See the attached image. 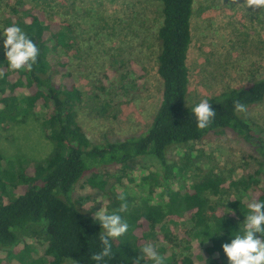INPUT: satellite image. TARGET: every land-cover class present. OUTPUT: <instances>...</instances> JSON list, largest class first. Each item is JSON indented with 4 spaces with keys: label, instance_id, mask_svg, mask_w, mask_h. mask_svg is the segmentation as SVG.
<instances>
[{
    "label": "trees",
    "instance_id": "trees-1",
    "mask_svg": "<svg viewBox=\"0 0 264 264\" xmlns=\"http://www.w3.org/2000/svg\"><path fill=\"white\" fill-rule=\"evenodd\" d=\"M33 1L34 5L7 0L2 14L3 29L12 24L20 26L37 43L40 55L32 71L10 70L4 49L0 52V70L4 71L0 78V123L22 122L40 108L39 119L53 149L31 167L24 166L20 158L7 159L0 153V162L18 163L16 168L0 169V252L9 251L22 259L31 252L25 241V236H30L43 243L41 264H97L91 257L103 247V229L95 219L101 209L84 207L82 198L73 196L75 185L88 175L89 186L104 192L106 179L101 176L107 175L106 167H125L133 158L152 155L161 165L158 177L166 187L160 197L143 198L136 205L126 200L128 209L119 214L128 223V232L110 241L112 256L101 264H132V258L142 255L147 243L165 257V264H228L222 244L230 242L242 228L247 204L253 198L264 201V136L247 112L234 110L233 101L239 100L247 109L262 103L264 77L208 98L216 116L207 128L198 129L192 108L200 101L186 103L194 0H158L162 20L157 30L156 71L162 95L151 124L140 134L93 143L77 121L76 105L82 101V92L66 70L74 43L70 25L52 20L37 6V0ZM209 133L239 137L261 158L253 174L229 181V187L241 194L227 202L221 199L225 179L216 174L206 173L183 189L173 184L187 162L179 165L172 161L169 150L183 147L181 157L188 160L193 151L186 148ZM140 177L145 182L152 174ZM119 195L111 192L103 209L108 213L118 210ZM173 220L189 223L181 232L184 240L170 224ZM158 242L179 247L185 254L178 256ZM141 264L152 261L142 259Z\"/></svg>",
    "mask_w": 264,
    "mask_h": 264
},
{
    "label": "rangeland",
    "instance_id": "rangeland-1",
    "mask_svg": "<svg viewBox=\"0 0 264 264\" xmlns=\"http://www.w3.org/2000/svg\"><path fill=\"white\" fill-rule=\"evenodd\" d=\"M32 1L25 0L34 5ZM6 3L7 0H0V32ZM36 3L52 20L70 25L74 43L67 56L66 70L72 73V80L82 92L76 113L87 137L93 143H102L105 138L116 140L146 131L162 95V83L156 71L157 30L162 20L159 1L37 0ZM238 3L194 0L192 39L187 54L188 105L264 77V9L253 13L243 0ZM3 40L0 34V52ZM38 112L40 108L22 122L0 123V153L4 158H20L24 166L31 167L51 153L53 143ZM246 112L264 136V101L250 106ZM188 148L193 151L188 160L181 157L183 147L169 150L172 161L179 165L187 162L176 175L175 188L188 187L206 173L216 174L225 179L222 185L225 194L221 198L224 202L241 194L229 187V181L253 174L261 162L253 146L227 134L209 133ZM17 164L1 161L0 169L16 168ZM106 168L107 175L101 176L106 179L104 192L89 186L88 175L75 185L73 196L82 198L84 207L101 209L111 192L123 193L132 206L143 198L159 196L166 187L158 177L161 165L152 155L133 158L125 167ZM147 173L152 178L141 181L140 176ZM120 204L121 201L118 207ZM170 224L175 226L178 238L184 240L181 232L189 223L173 220ZM25 241L30 244V253L20 259L9 251H1L0 264H41L43 243L30 236H25ZM157 245L177 252L178 256L185 254L179 247L160 242Z\"/></svg>",
    "mask_w": 264,
    "mask_h": 264
},
{
    "label": "clouds",
    "instance_id": "clouds-1",
    "mask_svg": "<svg viewBox=\"0 0 264 264\" xmlns=\"http://www.w3.org/2000/svg\"><path fill=\"white\" fill-rule=\"evenodd\" d=\"M234 4H239L238 0H231ZM247 9L253 13L257 9H264V0H243ZM3 49L10 70L32 71L33 65L37 63L40 49L36 42L16 24H12L3 29ZM4 77V71L0 70V78ZM234 110L239 113L247 111L246 105L239 100L233 101ZM196 118L198 129L207 128L214 117L216 111L205 98L200 100L192 108ZM121 201L118 210L108 213L101 207L95 213V219L99 221L103 232L100 234L102 250L92 254V260L101 264L106 257L112 256L113 238H119L128 232L129 225L119 213L127 211L128 204L123 193L118 196ZM248 214L245 216L243 226L234 235L230 242L222 244L223 252L226 254L228 264H264V201L253 198L248 204ZM260 234V235H257ZM142 255L132 258V264H141L142 259L152 261V264H165V257L157 248L151 244H145L141 249Z\"/></svg>",
    "mask_w": 264,
    "mask_h": 264
}]
</instances>
